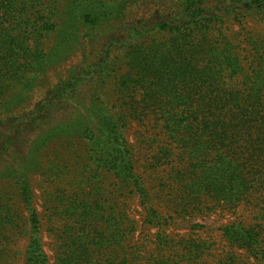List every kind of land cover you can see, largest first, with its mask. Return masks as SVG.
Listing matches in <instances>:
<instances>
[{
	"label": "trees",
	"instance_id": "trees-1",
	"mask_svg": "<svg viewBox=\"0 0 264 264\" xmlns=\"http://www.w3.org/2000/svg\"><path fill=\"white\" fill-rule=\"evenodd\" d=\"M0 264H264V0H0Z\"/></svg>",
	"mask_w": 264,
	"mask_h": 264
},
{
	"label": "rangeland",
	"instance_id": "rangeland-1",
	"mask_svg": "<svg viewBox=\"0 0 264 264\" xmlns=\"http://www.w3.org/2000/svg\"><path fill=\"white\" fill-rule=\"evenodd\" d=\"M251 25H254V23H251ZM258 27V26H255ZM77 58H71L57 66H55L53 69H51L47 76L48 79L50 81V83L48 85H46L43 88H40L39 90L36 91V93L33 95L32 98V103L36 102L38 99H40L42 97V95L44 94V92L46 91V89L48 88V86L52 85L53 82H55L56 80H58V78L64 76L66 74V72L68 71V69L76 63ZM138 127L135 126L133 127L130 131V140L131 142L135 145V147L137 148V150L139 151V147H140V143H139V139L140 137L138 136ZM139 137V138H138ZM242 219L244 222H247V220L252 219V215L251 213L246 209H243L242 207L238 210V212L235 214L231 213V214H220V213H213L204 217H199V218H195L193 219V222H198V223H202L205 224L207 226V229H210L211 231L213 230L214 234L211 235H215L217 237L218 235V230L217 228L223 224L226 223L228 221H231L233 219ZM192 221H188L187 223H184L183 225H189L188 223H190ZM182 224V223H181ZM185 228H177V231L183 232ZM211 233V232H210Z\"/></svg>",
	"mask_w": 264,
	"mask_h": 264
}]
</instances>
